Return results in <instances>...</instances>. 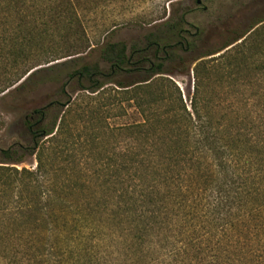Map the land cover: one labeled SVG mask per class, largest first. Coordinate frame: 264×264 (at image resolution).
I'll return each instance as SVG.
<instances>
[{
  "label": "trees",
  "instance_id": "obj_1",
  "mask_svg": "<svg viewBox=\"0 0 264 264\" xmlns=\"http://www.w3.org/2000/svg\"><path fill=\"white\" fill-rule=\"evenodd\" d=\"M79 7L0 0V23L13 25L0 27V93L32 88L42 64L92 54ZM183 24L182 16L168 20L167 32L150 33L144 47L105 44L107 70L84 62L59 81L64 94L73 86L85 100L69 96L34 109L23 120L31 149L19 142L1 149L0 163H23L21 152L37 161L35 168L0 165V221L17 224L0 231V242L16 238L23 253L4 248L9 264H179L200 247L201 221L240 229L264 207V86L249 84L250 95L229 100L224 112L215 97L228 77L235 81L228 91L239 94L245 62L256 55L240 47L264 40L253 26L190 59L185 51L197 39H183ZM246 34L239 49L227 48ZM214 61L226 68H212ZM176 67L194 76L189 103L172 78ZM124 103L134 119L110 124L106 114L124 111ZM79 106L82 115L70 124Z\"/></svg>",
  "mask_w": 264,
  "mask_h": 264
},
{
  "label": "rangeland",
  "instance_id": "obj_2",
  "mask_svg": "<svg viewBox=\"0 0 264 264\" xmlns=\"http://www.w3.org/2000/svg\"><path fill=\"white\" fill-rule=\"evenodd\" d=\"M75 1L80 6L78 13L90 43L95 49L87 57L80 56L77 59L66 57L40 65L38 68H43H40L41 71L33 78L32 85L34 86L32 88L22 91L15 90L13 87L8 93H0V152L1 149H6L15 142L23 145L26 148L25 151L29 146L31 149V140L25 133L23 120L34 109L40 108L52 100L65 103L69 96L81 102L85 100L82 98L84 93L77 92L73 86L68 85L65 88L68 95L64 94L62 88L59 87V81L64 79L71 68L78 67L84 62L99 61L101 67L107 70V63L102 58V49L108 42H124L128 47L134 44L138 47H144L147 45L146 38L150 33H166L167 25L165 22L181 16L184 18L183 28L186 30L183 33V39H197L195 48L185 51L190 59H196L202 54L217 51L226 43L232 42L246 33L253 26L251 31L257 28L260 34L259 40H264V0H202V3H198V0ZM0 27H7L8 30L13 25L0 23ZM70 31L69 33H72ZM195 34H197L196 37ZM246 36L247 34L227 48L234 47L236 49ZM251 39L248 41L250 44L240 47V50L247 55L252 53L256 55H251L253 57L245 62L239 94L228 91V88L234 87V77L224 78L223 87H218L220 92L215 95L216 101L219 102L218 112L223 111V107L228 104L229 100L237 97L238 100H242V98L245 100L251 93L249 84H255L260 91L263 90L260 87L264 86V61L262 60L264 44L258 45V47L254 46L251 44ZM227 48L206 58L218 56ZM55 62H59L57 64L60 65L54 69H47ZM254 62L257 63L256 66ZM1 64L3 63H0V80L6 72ZM225 65L226 63L220 64L218 61L211 63L212 68L222 69L226 68ZM174 69L177 74L172 78L181 87L183 97L189 103L193 93L194 76L192 73L191 75L180 74V67ZM246 74L248 77H245ZM215 82V74L212 73L209 84ZM244 84H246V88L243 87ZM114 85H108V88L115 87ZM243 89L244 95L242 96ZM124 105V111L116 107L109 114H106L110 124L128 123L134 119L133 108L129 107L127 103ZM82 106H85L84 102ZM82 112L83 108L79 106L77 112L69 116L70 124L76 121L73 119L80 117ZM21 155L25 160L23 163H0V165L35 168L37 164L36 155L31 156L22 152ZM2 205L3 200L0 197V206ZM1 214L0 210V218ZM201 222L202 224H197L195 233L196 236H200L199 242L197 241L200 247L194 252L190 251L189 257H185V261L182 259L183 261H180L179 264H264V207L258 208V211L254 212L253 215L246 217L244 223L240 225V229L230 224L226 225L223 221H216L213 227L210 225L207 227V222ZM8 225L10 229L15 230L17 228V224L12 223L11 225L0 221V231L3 232V235L7 230H10L7 229ZM209 228L210 233L204 235ZM4 248L13 257H19V254H23L16 238L2 241L0 242V264H9L8 259L4 258L1 253Z\"/></svg>",
  "mask_w": 264,
  "mask_h": 264
},
{
  "label": "flooded vegetation",
  "instance_id": "obj_3",
  "mask_svg": "<svg viewBox=\"0 0 264 264\" xmlns=\"http://www.w3.org/2000/svg\"><path fill=\"white\" fill-rule=\"evenodd\" d=\"M198 3H202V0L201 1L198 0Z\"/></svg>",
  "mask_w": 264,
  "mask_h": 264
},
{
  "label": "water",
  "instance_id": "obj_4",
  "mask_svg": "<svg viewBox=\"0 0 264 264\" xmlns=\"http://www.w3.org/2000/svg\"><path fill=\"white\" fill-rule=\"evenodd\" d=\"M199 1H201V0H199Z\"/></svg>",
  "mask_w": 264,
  "mask_h": 264
}]
</instances>
